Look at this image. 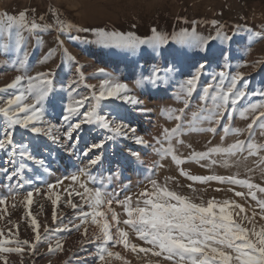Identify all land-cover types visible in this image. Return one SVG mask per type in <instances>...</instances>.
<instances>
[{"label":"rangeland","instance_id":"obj_1","mask_svg":"<svg viewBox=\"0 0 264 264\" xmlns=\"http://www.w3.org/2000/svg\"><path fill=\"white\" fill-rule=\"evenodd\" d=\"M27 10L28 18L36 19L43 27L33 32L23 33L21 50L10 48L6 55L0 47V88L6 87L16 75H34L38 72L52 73L53 93L44 104L42 119L36 126L47 129L54 126L50 135L32 133L30 129L17 126L14 129L13 144L0 149V197H7L5 205H0V229L4 232L3 238L28 239L35 244V248L21 253H0L7 264H146V261H159L160 264H170L162 257H153L150 253L133 252L124 249L122 245L109 248L119 252L123 259H98L99 241L88 243L93 233L98 232L96 226L87 223L77 230L72 225L79 224L77 218L79 208L73 209V204L88 207L84 200L76 193H83L84 189L78 183L65 179L76 173L87 164L88 157L81 155V151L94 142L105 140L103 149L94 150L89 156L102 155V160L90 168L96 181H85L89 189H94L103 183L107 192L113 193L118 199L131 195L133 201L139 193L147 187L150 189L148 178L152 177L164 183L166 177L173 178L168 186L178 192L191 195L192 188L205 201L210 198L217 200H235L245 207L248 215L260 209L250 196H235V192L247 193L248 189L239 185L209 181L208 183L193 182L181 175V169L189 175L233 176L238 174L240 179H250L254 184L264 186V150L256 155L248 152H237L233 156L222 157L213 154L209 159L194 160L193 152H207L215 146L227 147L237 140L247 141L249 133L246 126L251 122L253 113L243 119L240 112L257 105V113L264 111V38L251 37L252 32H264V0H0V14H18ZM43 17V19H40ZM70 21L75 27L67 33L58 31L57 19ZM216 23L213 24L212 22ZM169 34V42L159 49L141 46L136 52L119 49L98 40L94 29L105 31L133 32L138 37L148 38L152 35L151 29ZM196 32L203 37H216L210 40L206 50L187 48L171 40V34L183 29ZM221 35L217 37V29ZM87 29V31H85ZM0 32V36H2ZM231 37V39H225ZM15 35L8 43L14 45ZM59 41H63L60 45ZM5 41L0 39V46ZM50 49H55L51 57L47 56ZM74 57L69 60L64 50ZM25 60V67L21 68L18 60ZM205 64L191 96L182 89L185 81L194 74L199 64ZM80 67L84 79L81 81ZM104 68L107 78L126 83L130 89L129 95L142 101L140 105L127 104L120 100H101L103 113L116 123L123 122L136 130V135L147 141V145L136 144L134 140L112 136V132L100 128L97 124H82L73 134L79 135V143L70 147L73 141L67 140L63 132L67 123L63 120L64 107L69 102L68 84L76 80L73 85L75 91L72 97L79 99L82 96H91L93 91L88 85L96 86L99 90L100 80L106 78L96 72ZM172 68V71L167 69ZM164 77L156 84L149 82L154 70ZM224 71L228 77L236 72L245 74L244 81L237 83V88L246 92L231 115L227 113L221 118L219 125L210 124L202 120L191 125L192 113L200 109H212V101L201 100L203 89L212 84L220 85L219 73ZM216 77L213 79V77ZM137 81H141L138 85ZM228 79L223 86L226 87ZM27 81H22L17 89H8L0 92V106L13 93L23 91ZM26 102H30L26 101ZM92 102V101H90ZM187 102V107H185ZM87 104L80 109L85 111ZM143 109V110H141ZM183 109V113L180 110ZM22 116L24 114H21ZM174 115H181L177 121ZM73 118L72 122H76ZM181 125V130L172 137L171 142L164 138L165 129L169 131ZM232 128L245 129L240 135L229 133L225 135L224 125ZM215 127L216 131L208 132L200 129ZM3 117L0 116V136H2ZM262 129L255 125L251 140L256 144H264ZM59 137L53 140V137ZM182 141L178 143L177 141ZM174 148L175 153L185 162L176 165L171 155H165L164 150ZM247 147V145H245ZM30 153L20 156L21 151ZM132 151L138 152L140 160L130 158ZM228 159L229 166L222 163L211 164V160L222 161ZM43 162V163H41ZM22 166V167H21ZM47 169V171H45ZM18 170V175L13 172ZM9 177H12L9 179ZM60 180L62 183L57 184ZM84 181V177H81ZM48 184H53V199L59 196L57 205L53 206L48 197ZM23 185V187H20ZM39 188L34 192L32 203L25 205L23 195L27 191ZM219 189V191H217ZM231 189V190H230ZM13 190L21 193L13 200ZM69 192L72 193L69 196ZM262 194L257 193L260 197ZM198 202V201H197ZM15 205V206H13ZM112 209L120 214V220L126 218L123 208L115 202ZM55 208L56 220L53 221ZM30 213V215H29ZM35 218L39 224L40 241H35V233L31 220ZM111 220V214H108ZM258 223H264L259 216ZM11 221V223H9ZM67 225L68 230H64ZM18 226V228L16 227ZM124 227L123 224H121ZM87 227V235H82ZM45 228L48 230L45 231ZM11 229V234L9 233ZM115 231V229H113ZM130 231V240L140 247H148ZM57 241L62 244V250L49 251V245L55 247ZM15 246V245H9ZM0 259V264H5Z\"/></svg>","mask_w":264,"mask_h":264},{"label":"snow or ice","instance_id":"obj_2","mask_svg":"<svg viewBox=\"0 0 264 264\" xmlns=\"http://www.w3.org/2000/svg\"><path fill=\"white\" fill-rule=\"evenodd\" d=\"M40 19H43V17ZM212 23L215 24L216 22L213 21ZM56 24L58 31L61 33H67L75 27L70 21H64L59 18ZM41 27L43 25L38 24L36 19L30 20L28 18L27 10H21L18 14H0V32L3 34L0 36V39L5 41L0 47L3 48L4 54L7 55L10 48L13 47L16 51L21 50L24 39L23 33H31ZM93 31H95L100 42L131 52H136L141 46H148L156 50L169 42V34L159 32L156 28L151 29L152 35L148 38L138 37L133 32L124 33L105 31L104 29H94ZM13 34L15 35L14 45L8 43ZM220 35V29L218 28L217 37ZM251 37L264 38V32H252L250 34ZM213 39H216V37H203L194 28L192 31L183 29L180 32L171 34V40L177 44L199 50H206L209 41ZM225 39H231V37H225ZM59 43L62 45L63 41H59ZM54 52L55 49H50L45 59L51 57ZM64 54L68 56L69 60L74 59V57L67 53L66 49L64 50ZM17 63L21 68L25 67V60L20 59ZM205 67V64H199L194 74L182 86L183 91L188 96H191L194 92ZM172 70V68L167 69V71ZM76 71L80 73L82 81L84 77L80 67H77ZM96 72L106 78L100 80L98 91L96 90V86L88 85L89 88L93 89L90 97L82 96L79 99L72 97L71 93L75 91L73 85L77 84V81L72 80L68 84L70 90L69 102L64 107L65 114L63 116V120L67 123V128L63 132V136L67 140L73 141L70 147H75L79 143V135L74 138L73 134L81 128L82 124H97L102 129L110 130L113 135L108 137V139H114L119 136L132 139L136 144L147 145V141L136 135L134 128L129 127L123 122L116 123L108 115L102 114L103 108L100 104L101 100L108 99L120 100L131 105H140L142 101L135 96L129 95L130 89L126 83L107 78L108 74L104 68H98ZM218 75L221 84L215 86V90L211 93L210 89H213L214 86L208 84L203 89L204 94L201 96V100L205 102L208 99L212 101L214 110L202 107L198 113L193 112L191 125L202 120H207L210 124L219 125L221 118L226 113L229 116L231 115L229 108L234 112L238 102L246 96L244 90L237 88V83L244 81L245 74L243 72L238 71L228 77L224 71H221ZM51 77L52 73L50 71L38 72L34 75H16L6 87L0 88V92H6L8 89H17L22 81H27L23 91H19L18 94L13 93L4 100L3 106H0V116L3 117V134L0 136V149H5L13 144L14 129L17 126L23 129H30L32 133L36 134L44 133L50 135L52 133L54 127L52 125H49L47 129L36 126V122L42 119L45 102L49 100L54 91ZM215 78L214 76L213 79ZM148 79L150 83L156 84L158 81L163 80L164 77L159 74V69H157L152 72ZM225 79L229 81L226 87L223 86ZM140 83L141 81H137L138 85ZM258 94L264 95V92ZM29 100L30 102H26ZM86 104V110L81 112L80 109ZM187 106V102H185V107ZM259 107H264V105ZM257 108V105H250L249 108L240 112V116L243 119L248 118L249 112L254 114L251 117V122L246 126V131L249 133L247 141L237 140L227 147L215 146L207 152H193L191 158L197 161L205 160L209 159L213 154L228 157L245 150L251 156L264 150V144H256L251 140L252 130L255 125L264 130V111H259L258 114H255L257 113ZM180 112L183 113V109ZM21 114L24 115L22 116ZM73 118L78 119H76V122H72ZM173 118L180 121L182 116L174 115ZM180 130V124L170 131L165 129L163 132L164 138L171 142L172 137L179 133ZM200 130L214 133L216 128L209 127ZM223 131L225 135L229 133L240 135L245 129L232 128L226 124L223 127ZM262 135H264V131H262ZM58 138L54 136L53 140L55 141ZM177 142L182 143L179 140ZM105 143V140H100L85 147L81 151V155L88 157L87 164L83 168L78 169L70 177H65V179H71V181L78 183L79 187L84 189L83 193L76 194L80 195L81 199L84 200L88 211L84 210L83 204L77 205L73 204L71 200L68 201L73 209L79 208L77 218L80 220V223L73 224L72 226L77 230H80L82 225L89 222L91 225L96 226L98 232L93 233L91 239H86L82 243H95L99 241L97 255L100 262L106 261V258L123 259L119 252L110 250L109 245L111 244L112 247L122 245L124 249H130L133 252L150 253L153 257H162L164 260L170 262V264H264V223H258L256 220V217L259 216L260 220L264 221V186L254 184L250 179H240L238 178V174L233 176H198L189 175L181 169V175L186 176L187 179L193 182L208 183L209 181H217L247 188V193L236 191L234 194L237 197L247 195L253 201H256L260 211L258 213L253 210L251 215H248L245 207L235 200H217L213 197L205 201L202 196L196 194V190L192 188V185H188L192 189L191 195L178 192L168 186V181L173 179L171 177H166L164 183L149 177L148 183L151 186L150 189L145 187L136 197L135 201H133L131 195L118 199L115 194L105 190L103 183L94 189H89L85 182L96 181V177L92 175L90 168L102 160V155L95 154L89 156V153H93L97 149H103ZM164 154L171 155V159L176 165H181L185 162L175 153L171 143L164 150ZM20 156L31 158L30 153L26 150L21 151ZM130 158L139 161L140 155L138 152L132 151ZM217 163H222L224 167L229 166V161L226 158L222 159V161L211 160L212 165ZM12 175H18V170L13 172ZM81 177H84V181L81 180ZM11 178L9 177V179ZM56 183L60 184L62 181L58 180ZM20 187H23V185H20ZM47 188L49 190L47 198L51 200L53 206L57 205L59 196L56 199L52 198L54 195L52 192L54 185L48 184ZM34 192L39 193L40 189L34 188L23 195L22 202L26 206L32 203ZM257 193L262 195L258 197ZM20 194L18 191L13 190L11 193L13 200ZM71 195L72 193L69 192V196ZM6 201L7 197H0V205H5ZM114 202L123 208V213L126 215L123 221L120 220V214L111 207ZM109 213L111 214V220L108 219ZM55 220L56 213L54 208L53 221ZM31 225L35 233V241H40L39 224L35 218L31 220ZM16 227L18 228V226ZM47 230L45 228V231ZM64 230H68L67 225H65ZM129 230L145 245H148V247H140L132 243ZM8 231L11 234L12 230L9 229ZM87 231L88 229L85 227L82 235L86 236ZM3 237L4 232L0 229V253L22 254L25 251V246H28V250L35 248V244L28 239H19L18 232L15 239ZM57 250H62L60 241L56 242L55 247L49 245L50 252ZM0 259L5 258L0 256ZM5 264H7L6 259ZM21 264H23L22 261ZM146 264H160V262L148 260Z\"/></svg>","mask_w":264,"mask_h":264}]
</instances>
